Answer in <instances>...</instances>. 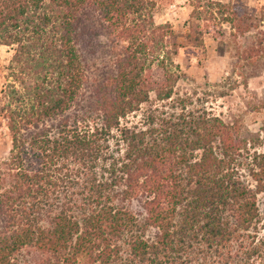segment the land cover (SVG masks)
<instances>
[{"label": "trees", "instance_id": "obj_1", "mask_svg": "<svg viewBox=\"0 0 264 264\" xmlns=\"http://www.w3.org/2000/svg\"><path fill=\"white\" fill-rule=\"evenodd\" d=\"M214 5L230 28L247 31L229 4ZM154 6L0 0V45L12 50L0 89L10 138L0 161V264H230L238 239L235 264H255L264 157L248 153L238 127L205 115L169 116L164 130L121 124L149 93L171 101L180 75L174 35L153 23ZM99 37L110 59L98 68L89 59ZM242 52L263 60L264 31ZM25 250L35 260L20 262Z\"/></svg>", "mask_w": 264, "mask_h": 264}, {"label": "rangeland", "instance_id": "obj_2", "mask_svg": "<svg viewBox=\"0 0 264 264\" xmlns=\"http://www.w3.org/2000/svg\"><path fill=\"white\" fill-rule=\"evenodd\" d=\"M217 3L229 4V13L238 15L247 31L240 34L230 28L223 19L225 16L217 13L218 7L214 5ZM154 5L153 23L168 24L174 35L176 47L171 50L175 54L170 59L180 75L173 84L171 101L158 102L149 93V101L141 104L138 111L128 114L121 124L164 130L169 127V116L182 115L185 120L191 116H214L224 124L238 127L250 155L264 157V59L247 61L242 52L254 41L257 32L264 31V0H154ZM193 9L204 15L196 20V12L191 14ZM208 11L212 12L211 17L205 13ZM97 42L96 56L89 61L99 68L110 59V53L106 50L101 55L104 38L99 37ZM11 54L10 47L0 45V89L8 82ZM151 71L155 81L163 79V71L154 64ZM150 113L152 124L147 121ZM143 122L148 124L142 125ZM9 147L10 138L0 118V161L6 158ZM244 181L253 188L248 176ZM136 205L130 206L134 213L139 211ZM255 206L257 222L252 230L251 246L257 253L252 262L264 264V192L255 196ZM241 243L239 239L232 242L234 257L230 264L238 259ZM246 243L248 245L249 240ZM19 259L20 262L35 260V255L25 250Z\"/></svg>", "mask_w": 264, "mask_h": 264}]
</instances>
